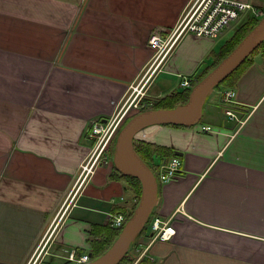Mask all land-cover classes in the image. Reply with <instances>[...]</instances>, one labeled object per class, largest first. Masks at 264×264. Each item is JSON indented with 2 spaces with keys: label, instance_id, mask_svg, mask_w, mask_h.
Segmentation results:
<instances>
[{
  "label": "crops",
  "instance_id": "obj_1",
  "mask_svg": "<svg viewBox=\"0 0 264 264\" xmlns=\"http://www.w3.org/2000/svg\"><path fill=\"white\" fill-rule=\"evenodd\" d=\"M241 1L264 9V0ZM188 2L0 0V264H31L40 247L43 257L89 254L93 228L109 222L111 208L132 210L136 198L108 154L76 182L90 153L86 132L92 120L121 116L147 91L164 97L212 63L220 36L186 33L145 73L151 33L172 31ZM228 89L237 119L222 104ZM136 137L182 161L158 184L154 205L175 233L160 240L148 230L139 260L264 264V53L234 86L211 91L198 123L158 124Z\"/></svg>",
  "mask_w": 264,
  "mask_h": 264
},
{
  "label": "water",
  "instance_id": "obj_2",
  "mask_svg": "<svg viewBox=\"0 0 264 264\" xmlns=\"http://www.w3.org/2000/svg\"><path fill=\"white\" fill-rule=\"evenodd\" d=\"M263 41L264 15L232 52L195 85L185 104L174 108H153L140 111L118 131L112 159L113 165L122 173L135 176L140 180L141 194L137 207L114 243L98 259L85 264L116 263L126 253L154 208L159 182L150 167L139 158L134 150L133 139L137 133L150 125L177 123L189 126L197 123L202 116L203 103L211 91ZM175 154L180 153L176 151Z\"/></svg>",
  "mask_w": 264,
  "mask_h": 264
},
{
  "label": "built area",
  "instance_id": "obj_3",
  "mask_svg": "<svg viewBox=\"0 0 264 264\" xmlns=\"http://www.w3.org/2000/svg\"><path fill=\"white\" fill-rule=\"evenodd\" d=\"M262 14V9L255 8L250 3L241 0H189L175 28L166 36H163L160 31H153L148 39V43L152 48L158 50L161 47L162 41L166 40L167 44L173 40L170 45L172 46L177 38L186 33L216 37L232 26L237 25L243 19L247 17L258 18ZM162 59L163 57H161L160 61ZM194 79L195 76L193 74L182 76L180 79V86L187 88ZM222 104L225 106L226 115L230 118L237 119L232 109L235 104L233 90L229 89L223 92ZM121 119L122 116H115L109 118L105 122L99 119L91 121L87 131V138L96 146L95 152L92 155L94 156L96 154L94 163L96 161L100 162V159H102L103 149L108 147L110 140L119 127ZM201 130L206 132L214 131L211 126L206 125L202 126ZM103 142V148L98 151ZM94 163L92 167L88 168L83 165V169L86 168V172L91 171L95 165ZM153 169L158 180L161 183H165L174 178L181 171L182 161L179 157L172 156L154 164ZM109 219H111V224L113 226L119 227L123 223L124 215L122 213L109 214ZM150 229L154 233L155 238L161 240L168 239L175 233L173 226L158 217L152 220ZM67 259L72 264H84L90 260L87 254L77 256L74 251L69 252ZM135 262L133 264H135Z\"/></svg>",
  "mask_w": 264,
  "mask_h": 264
},
{
  "label": "trees",
  "instance_id": "obj_4",
  "mask_svg": "<svg viewBox=\"0 0 264 264\" xmlns=\"http://www.w3.org/2000/svg\"><path fill=\"white\" fill-rule=\"evenodd\" d=\"M260 19L251 18L247 20L243 25H241L229 39L225 40L222 45L219 47L218 51L214 54V60L212 63L204 68L201 72L196 75V78L192 80L191 84L187 88H182L181 91H172L169 94L165 95L162 98H159L153 105H151L147 109L153 108H174L180 105H183L187 102L188 96L191 90L195 87V85L201 81L211 70H213L220 62H222L231 52L232 50L239 44V42L259 23ZM264 53V41L240 64L238 65L222 82L216 85L215 88L220 86L232 87L236 84L240 76L244 73L246 67L251 64L252 57L257 53ZM143 111V109L139 111H135L134 113L127 115L122 121L119 130L128 122V120L133 117L136 113ZM169 125L174 126H186L183 124L177 123H168ZM118 132L112 139V146L109 148V152L111 151L112 159L115 150L116 137ZM133 147L139 158L149 167L154 164H157L160 160L168 159L175 154L171 149L165 146H159L154 143H150L144 141L139 138L133 139ZM112 148V149H111ZM114 174L123 182L125 188L129 189L133 196L136 198V201L133 205L131 211H127L123 206H113L111 208V214H124V220L121 226L113 227L109 222L105 226H95L93 228L91 238L89 239L90 250L89 256L90 260L94 261L102 256L114 243L123 227L127 223V221L132 216L135 208L138 205V201L141 194V183L140 180L132 175L124 174L119 169L113 165ZM114 177V176H113ZM154 208L151 211L147 221L142 226L140 231L137 233L136 237L128 247L126 253L114 264H132L137 258L136 246L140 237H142L147 232V226L150 224L152 219L155 217ZM81 253V251H78ZM79 255V254H78ZM136 264H154L149 258L143 257Z\"/></svg>",
  "mask_w": 264,
  "mask_h": 264
},
{
  "label": "rangeland",
  "instance_id": "obj_5",
  "mask_svg": "<svg viewBox=\"0 0 264 264\" xmlns=\"http://www.w3.org/2000/svg\"><path fill=\"white\" fill-rule=\"evenodd\" d=\"M234 33V31H233V29H231V30H228V31H226L221 37H220V40L221 41H225L226 39H229V37L232 35ZM172 42H173V40H171L169 43H167L166 44V40L165 41H162V44H161V47L158 49V50H155V52H154V56H153V58L149 61V64L147 65V67H146V69H145V73H146V75L148 74V72L149 71H151V67L154 65V63H155V61H157V59H161V57H164L165 56V54L167 53V51L169 50V48L171 47L170 45L172 44ZM164 55V56H163ZM160 56V57H159ZM159 57V58H158ZM141 80V79H140ZM140 80L138 79L137 81H136V87L135 88H137V85H139L140 83ZM145 80V79H144ZM172 85V84H171ZM173 88L176 90V91H181L182 90V88H181V86H180V83H179V81H177V80H175L174 81V83H173ZM134 89H131L130 91H129V93H128V97H130L131 99L132 98H135V95H134V92H135V90L133 91ZM165 93H167V91H164V93H157V94H150L148 91L146 92V96H147V98L148 99H146V100H144V101H141L140 103H138L137 104V100H136V104H137V106H138V108L139 109H143V110H145V109H147V108H149L151 105H153L159 98H162V96L165 94ZM135 108V107H134ZM133 111H130L129 112V115L130 114H132V113H134L136 110H134V109H132ZM199 122V121H198ZM197 122V123H198ZM196 124V123H195ZM152 126H155V125H150V126H147V127H145V128H143L142 130H144V129H148V128H151ZM141 130V131H142ZM138 134V133H137ZM137 138V137H136ZM106 139V138H105ZM103 145H104V142L100 145V147H99V149H98V151H100L102 148H103ZM90 147L92 148H90V153H89V155H88V157H87V159L85 160V162L83 163V165L86 167V168H88V167H92L93 166V163H94V161H95V155L94 156H92L93 155V153L95 152V149H96V146H94V143H92V142H90ZM112 149V148H111ZM107 154L109 155L108 156V159H110V161H112V154H111V151L109 152L108 151V147L106 148H104L103 149V152H102V159H100V163L101 162H103V161H106L107 159H106V156H107ZM113 162V161H112ZM95 165V167L97 166V165H99V161L97 162H95L94 163ZM86 168H81L80 170H79V175L77 176V179H76V182H78V181H81L82 179H83V177H84V175L87 173L86 172ZM150 225V224H149ZM147 226V231L150 229V226ZM40 249H41V247L38 249V250H36L35 252H34V254L32 255V257H31V264H47V262H51V263H53V264H65V260H64V257L66 256L65 254L63 255L64 257H58V256H55L54 254L53 255H46V257H43V256H40ZM52 251V253H55L56 252V250H49L48 252H51ZM45 252H47V250L45 251ZM63 254V253H62Z\"/></svg>",
  "mask_w": 264,
  "mask_h": 264
},
{
  "label": "flooded vegetation",
  "instance_id": "obj_6",
  "mask_svg": "<svg viewBox=\"0 0 264 264\" xmlns=\"http://www.w3.org/2000/svg\"><path fill=\"white\" fill-rule=\"evenodd\" d=\"M136 107H138V106L136 105ZM136 109H137V108H136ZM134 110H135V109H134ZM130 111H133V110H129V111L127 112L126 115H129V112H130ZM126 115H125V116H126ZM43 249H44V248H43ZM43 249H42V251H43ZM42 251H41V252H42ZM45 253H47V252H45ZM39 254H40V253H39Z\"/></svg>",
  "mask_w": 264,
  "mask_h": 264
}]
</instances>
